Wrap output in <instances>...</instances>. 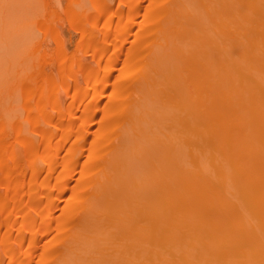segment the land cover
Segmentation results:
<instances>
[{
    "label": "bare ground",
    "instance_id": "1",
    "mask_svg": "<svg viewBox=\"0 0 264 264\" xmlns=\"http://www.w3.org/2000/svg\"><path fill=\"white\" fill-rule=\"evenodd\" d=\"M36 1L0 0V25L13 29L0 52V102L20 96L27 111L0 109V264H30L41 237L37 264H264V0H118L126 12L68 0L76 52L61 8L44 1V18ZM140 12L145 29L126 48ZM38 21L56 48L45 38L16 46ZM25 53L38 54L33 75ZM130 77L135 88L124 87ZM100 108L107 121L89 138Z\"/></svg>",
    "mask_w": 264,
    "mask_h": 264
},
{
    "label": "rangeland",
    "instance_id": "2",
    "mask_svg": "<svg viewBox=\"0 0 264 264\" xmlns=\"http://www.w3.org/2000/svg\"><path fill=\"white\" fill-rule=\"evenodd\" d=\"M38 1V0H37ZM36 1V2H37ZM50 2V4L52 5L51 7H54L58 12H59V10H60V8H61V12H59V13H61L60 14V16H61V21H62V23L66 26L65 27V34H66V36L68 37L67 38V40L68 41H70V52H76L75 51V49H76V46H75V44H76V42H77V40L80 38V36H81V31L77 28V27H75V26H73V25H71L70 24V22L68 21V19L67 18H62V17H64V14H63V8H64V6H65V4L68 2V0H54L53 2H51V0H42V3H41V1L39 2V3H41L39 6L41 7H39V10L40 11H42L43 10V13H44V10H46V7L44 6V4H43V2ZM88 4H90L89 2H88V0H85ZM44 2V3H45ZM54 2H55V5H54ZM58 2V3H57ZM144 3H148V0H145V1H143ZM173 2V1H172ZM35 3V2H34ZM38 3V4H39ZM82 3H84V1H82ZM109 3H111L109 6H110V10L112 11H114L116 8H120V10L122 9L123 10V12H124V10H125V12L127 11L126 9H127V7L125 8V7H120L119 6V3H118V0H109ZM118 3V4H117ZM42 4H43V6H42ZM57 5V6H56ZM86 4H84V6H85ZM37 5H35V7H36ZM88 5H86V7H87ZM116 6V7H115ZM121 6H123V5H121ZM32 7H34V6H32ZM45 7V9H42V8H44ZM89 7V11L86 9V11H88V13L89 12H91L90 10H92L91 8H90V5L88 6ZM85 8V7H84ZM118 8V9H119ZM42 9V10H41ZM59 9V10H58ZM117 9V10H118ZM30 10H35V12L36 11H38L37 9H30ZM29 10V11H30ZM31 12V11H30ZM30 12H29V14H30ZM40 13V12H39ZM38 13V14H39ZM35 14H37V13H35ZM34 14V15H35ZM42 14V13H41ZM40 14V15H41ZM141 14L143 15V12H140L139 14H137L136 15V18L137 17H139V21H136V25L133 27V29L131 30V35H130V37H128V39L126 40V48H128L129 46H130V43H131V41L133 40V39H135V38H133L132 39V37H134V35H136L137 33H138V31L140 32L141 31V33H143V30L145 29L144 28V26H142L141 28H140V26H139V22H140V20H141ZM31 15H33V14H31ZM31 15H29L30 17H31ZM42 16V15H41ZM35 17H36V19L39 17V16H37V15H35ZM35 17L33 18L32 17V20H30L31 21V23H32V21H34V19H35ZM43 17L44 18H46V11H45V13L43 14ZM102 18V19H101ZM40 19H41V17H40ZM39 20V19H38ZM105 20V15H100V17H99V19H98V22H97V25L95 26V27H93L94 29H95V31L96 32H94V29H93V31L92 32H94L95 33V35L96 34H98V30H99V27L102 25V22ZM116 20V19H115ZM115 20H113L112 21V24H115V23H117ZM135 20H137V19H135ZM37 21V20H36ZM64 21V22H63ZM139 23V24H138ZM28 24V23H27ZM30 24V23H29ZM39 24V21H38V23H33L32 25L30 24V26H29V28H27V29H29V34L31 33V35H29L28 36V38L27 37H23V40L20 42L19 41V39H17L16 41H15V45L17 46V45H19V44H21L23 47H25V45L27 44L29 47H33V48H35V47H37V44H39V43H43V41L42 40H40V38L42 39H44V43L43 44H47L48 45V47H49V49H55L56 48V42L53 40V37L51 36V35H49V36H46L45 35V33H44V30L41 28V26L40 25H38ZM31 29V30H30ZM67 30V31H66ZM132 31H134V32H132ZM11 33H13V29H12V27L11 28H2V26L0 25V52L1 53H3L2 55L3 56H5L6 55V53L10 50V45L7 47L5 44H4V40H8L9 39V37L11 36ZM99 33H100V31H99ZM139 34V33H138ZM140 35V34H139ZM98 37H99V35H98ZM132 39V40H131ZM36 40H38V41H36ZM42 41V42H41ZM135 41H136V39H135ZM134 41V42H135ZM36 42H37V44H36ZM39 42V43H38ZM49 42H50V44H49ZM36 44V45H35ZM31 45V46H30ZM131 46H133V45H131ZM7 47V48H6ZM31 47V48H32ZM6 49H8L7 50V52H6ZM72 50V51H71ZM124 51V50H123ZM126 51V50H125ZM32 51H29V53H31ZM89 52V53H88ZM4 53H5V55H4ZM29 53H25V57L27 56V60H25V57H20L19 59H21L22 58V60L24 59V64H25V66L27 65V69H29L28 70V72H29V74L28 75H30V73L32 74V73H34L36 70L35 69H37L36 68V66L38 67V65L36 64V63H33V62H36L37 61V59H35V56L37 57V55H35V54H33V55H30ZM33 53V52H32ZM87 53V55H85ZM86 53H84V56H83V58H84V60H88L89 61V59L90 60H92V58H91V54H90V51L88 50ZM29 54V55H28ZM89 54V55H88ZM121 54L122 55H120V59H122V57H124V54H125V52H121ZM32 56V57H31ZM85 56H87V57H85ZM34 57V58H33ZM32 58V59H31ZM32 60H34V61H32ZM28 61V62H27ZM30 61H32V62H30ZM27 62V63H26ZM31 63V64H30ZM33 63V64H32ZM118 64H116L115 66H120L121 64H122V62H121V60H118V62H117ZM34 64H36V66H34L35 68H32L33 67V65ZM30 65H32V66H30ZM24 65H23V67H25ZM51 67V69H53V70H55V68L57 67V65H56V63L54 64V63H52V66H50ZM53 67V68H52ZM34 69L35 71L34 72H32L31 70L32 69ZM119 67H116L114 70V72L113 73H115V74H113L112 76H111V78H110V82L113 80V78L117 75V73L119 72V69H118ZM117 69H118V72H117ZM55 71H57L58 72V68L55 70ZM79 77H80V75H81V78H79V80L81 79L82 80V85L84 84V86L86 85V77L84 78V75H83V73L80 71V69H79ZM117 72V73H116ZM33 75V74H32ZM113 77V78H112ZM82 78H84V79H82ZM129 79V78H128ZM128 79H125V82H126V85L124 84V87H126L127 85H128V87H131V84H133V86L132 87H136V85H134V84H136V82L139 84L140 82H138V81H136L135 83L133 82V80H135V79H133V78H131L130 77V79H131V81H130V79L128 80ZM80 80V81H81ZM127 80V81H126ZM133 82V83H132ZM73 83H75V82H73V81H71L70 82V88H69V92H68V90H65L63 93H62V97H64L65 98V100H64V105H68V103L71 101L70 100V95L72 94V90H73ZM120 83V82H119ZM124 83V82H123ZM111 85L109 86V89H111L112 88V83H110ZM122 84V83H121ZM131 87V88H132ZM137 87H138V85H137ZM5 88L3 87V90H4ZM97 95H98V93L96 94V95H94V99H95V97H97ZM62 97H61V101L63 100L62 99ZM12 98V97H11ZM14 98V97H13ZM69 98V99H68ZM93 98H90L91 99V102H94V101H92V99ZM108 97L107 96H104L102 99H101V101H100V104H101V106H104L103 104L106 102V101H108V102H111V101H109L108 99H107ZM138 97L136 96H134V97H132V98H130V99H132V100H130L129 102V104H131L132 105V101L134 100H136ZM8 100L9 101V103H10V101H11V99L9 100L8 98H5V100ZM16 99V97L14 98V99H12L13 100V102L11 101V103L10 104H8L7 102V100L5 101L4 100V102L5 103H3V107L4 106H6V108L4 107V109H6V111L8 110H10V112H8V113H10V116H12L13 114H15V113H17L18 112V114L20 113L21 114V116L22 117H24L23 115H25V113L27 112L25 109H23L22 108V106H21V103H22V101H20L21 100V98H20V96H19V98H17L18 99V101H17V99ZM133 101V102H134ZM3 102V101H2ZM17 102H18V104L20 105V108H19V105L17 106L16 104H17ZM108 102H106L105 104H107ZM12 103H13V106H11L12 105ZM16 103V104H15ZM135 103V102H134ZM133 103V104H134ZM136 103H137V101H136ZM70 104V103H69ZM113 104H115V103H113ZM10 105V106H9ZM127 106L125 109H124V111L122 112V114L120 115V117L117 119V118H115V120L117 119L118 121L117 122H119L118 123V125H120V127H118L117 126V128H115L116 129V131H114L113 130V134H114V132H116V136H117V138H116V136H115V134L114 135H112L113 136V138H112V142L115 144L116 142V144H119L118 142H119V140H118V138L120 137V139L122 138V136H123V133H124V130H122V127L124 126V125H126L127 126V124H128V122H127V114L129 115V113H131V111L132 110H130V109H133L134 107V105L133 106ZM136 105V104H135ZM2 106H1V102H0V109H3L2 108ZM9 107V109H8V107ZM15 106V107H14ZM16 106H17V108H16ZM14 108V109H12V108ZM104 108H100L99 109V111L95 114V119H94V121H93V123H92V125L90 126V128H89V131H88V137L89 138H91L92 137V135H94L93 133H95L96 131L94 130L93 131V129H97L96 127L98 126V128H99V126H101L102 125V123L101 122H103V120H104V118H105V115H103L101 112L103 111V113L105 114V112H104V110H103ZM12 110V111H11ZM19 110V111H18ZM1 112L3 111V112H6V111H4V110H0ZM14 111V112H13ZM0 112V113H1ZM13 114H12V113ZM76 112H77V115L79 114V112H80V114H81V108H76ZM7 113V112H6ZM12 114V115H11ZM101 114H102V117H104V118H102L101 117ZM126 115V116H125ZM16 116V115H15ZM19 115H17L16 117H18ZM22 117H20L21 119H22ZM101 117V118H100ZM14 118V117H13ZM99 118H100V120H99ZM107 118V117H106ZM101 119H103V120H101ZM105 121V123H106V121L107 120H104ZM116 122V121H115ZM125 122V123H124ZM97 123V124H96ZM98 123H101V124H98ZM76 124V123H75ZM117 124V123H116ZM123 124V125H122ZM96 125V126H95ZM104 125V124H103ZM121 128V129H120ZM100 129V128H99ZM98 129V130H99ZM123 129H124V127H123ZM126 129V128H125ZM91 130V131H90ZM117 130H118V133H117ZM91 134V135H90ZM120 135V136H119ZM119 136V137H118ZM116 140V141H115ZM36 141L39 143V138H37L36 139ZM113 143H111V144H113ZM113 144V146H116V144L114 145ZM18 148H19V146H18ZM21 149V148H20ZM63 151L62 152H65V146L63 147ZM84 157H85V155H84ZM84 157L82 156L81 158H80V160H81V164H82V162H84ZM92 161L93 160H91V161H88V163L90 162V163H92ZM89 163V164H90ZM26 166H27V164H26ZM25 166V170H26V172L27 173H23L22 172V174L23 175H25V177L26 178H28L30 175H31V173L33 172H31L30 173V171H31V169H30V167H26ZM35 167H37V168H39V169H37L36 168V172H35V174H40V170H47V167L46 166H44L43 164H38V166L36 165ZM45 167V168H44ZM32 168V167H31ZM17 169V168H16ZM16 169H15V171H16ZM35 169V168H34ZM14 170V169H13ZM39 172H38V171ZM15 171H13V172H15ZM17 171H18V169H17ZM20 171V170H19ZM21 171H24V170H21ZM45 171H41L42 173L41 174H43ZM16 173V172H15ZM19 173V172H18ZM28 173H30V175L28 174ZM41 174H40V176H39V178L41 177ZM29 175V176H28ZM75 181V178H73V180H72V183ZM90 189H93V187L92 188H90ZM94 190V189H93ZM92 192V191H91ZM63 197H65V198H63V202L64 201H66L67 200V197H66V193L64 194V196ZM58 203H55V205H54V207L56 208L55 210V212L56 213H58L59 214V212H60V210L62 211V205L61 204H58ZM57 205V206H56ZM80 210V209H79ZM61 214H62V212H61ZM78 215V214H77ZM73 215H71L70 216V218L72 217ZM80 216V215H79ZM69 218V223H71L72 225H75L79 220H80V218H79V220L77 221L76 219H74V220H76L77 222L75 223V221H74V223L75 224H73V219L72 218H76L75 217V215L70 219ZM78 219V218H77ZM72 221V222H71ZM71 224H69L70 226H72ZM3 227V229H1V231H3L4 230V226H2ZM1 227V228H2ZM66 232H63V234L65 235V237H66V234H65ZM72 232H70V234H71ZM13 234H17V232L14 230L13 231ZM63 234H62V238H63ZM67 235H69V233L67 234ZM61 238V239H62ZM46 239H47V237H44L43 239H42V237L40 238V241H39V243L38 244H40V245H38V248H36V249H38L37 251H36V254H38L40 251H42V245L45 243V241H46ZM58 242H59V244L58 243H54V245H52V248H51V250H58V248L60 249V247H62L63 246V243H64V241H63V239H62V241H59V240H57ZM42 244V245H41ZM62 246H61V245ZM59 245H60V247H59ZM40 250V251H39ZM38 252V253H37ZM35 254V255H36ZM35 255H34V257H31L32 259L30 260L31 262H29L30 264H37V261H36V259H35ZM2 258L1 259H3L2 261H1V264L3 263V264H6L7 262V257H3V256H1ZM35 259V260H34ZM28 260V259H27ZM48 260V259H47ZM46 260V261H47ZM28 262V261H27ZM47 264V263H50L49 262V260L47 261V263L46 262H43V264ZM40 264H42V263H40Z\"/></svg>",
    "mask_w": 264,
    "mask_h": 264
}]
</instances>
